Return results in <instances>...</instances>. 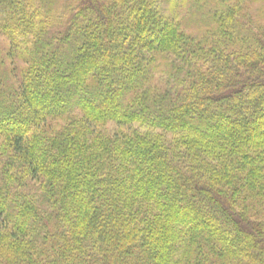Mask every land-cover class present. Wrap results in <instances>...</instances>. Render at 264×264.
<instances>
[{
	"label": "trees",
	"instance_id": "1",
	"mask_svg": "<svg viewBox=\"0 0 264 264\" xmlns=\"http://www.w3.org/2000/svg\"><path fill=\"white\" fill-rule=\"evenodd\" d=\"M0 264H264V0H0Z\"/></svg>",
	"mask_w": 264,
	"mask_h": 264
},
{
	"label": "rangeland",
	"instance_id": "2",
	"mask_svg": "<svg viewBox=\"0 0 264 264\" xmlns=\"http://www.w3.org/2000/svg\"><path fill=\"white\" fill-rule=\"evenodd\" d=\"M258 5H259V3H255V5H254V6H256V7H257Z\"/></svg>",
	"mask_w": 264,
	"mask_h": 264
}]
</instances>
